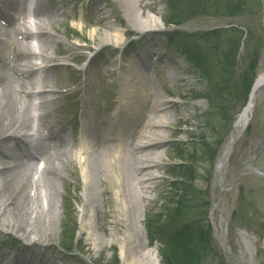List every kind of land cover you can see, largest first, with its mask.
<instances>
[{
	"label": "bare ground",
	"instance_id": "6f19581e",
	"mask_svg": "<svg viewBox=\"0 0 264 264\" xmlns=\"http://www.w3.org/2000/svg\"><path fill=\"white\" fill-rule=\"evenodd\" d=\"M145 1L122 0L121 3L126 12L128 30L141 33L143 42L150 45L146 46L143 55L141 52V57H135V60L120 67L119 92L116 82L109 85L118 102H109L102 111L100 104L87 99L91 93L89 80L84 82L78 78V71H75L73 85L63 92L71 99L79 98L74 101V105L81 108L82 118L78 120L75 113L65 112L63 107H59L60 98H52L57 89L53 87L52 64H46L67 56L60 50H52L53 45L59 43L50 26L58 22L60 15L67 18L69 14H60L63 6H56L54 0H0V21H4L5 25L1 27L0 24V146L4 149L0 150V231H23L28 236L49 237L48 231L60 220V209L64 204L68 205L66 200L63 201L64 188L58 183L63 185L69 177L72 166L65 158L70 155L68 157L77 166L80 191L85 202L81 206V232H85L93 250L98 252L116 246L123 264H160L156 249L148 247L142 223L149 183L156 179L151 170L158 167L162 158L157 149L165 143L164 134L169 132V125L176 123V112L170 111H175L177 103L161 96L155 77L147 74L150 67L147 62L151 55H156L158 48L155 37H147L152 33L150 29L159 26V22L142 11L138 12L146 9L154 11V6ZM30 3L33 5L31 14L27 11ZM1 4L7 5L5 9L1 8ZM9 11L16 12L15 17L5 19ZM156 11L158 16L163 14L162 9ZM103 27V33L98 29L90 32L91 41L97 42V48L107 44L115 47L123 45L126 36L124 28L107 21ZM3 47H7V51ZM66 49L72 61L81 62L84 59L83 56H73L74 47ZM38 61H42L41 64ZM165 64L167 66V62ZM174 72L168 75L172 83L179 80ZM83 74H91V69L87 68ZM110 74L114 75L110 72L106 75ZM263 86L264 73H261L247 105L234 122L231 137L219 155L217 173L221 178L236 144L234 141L242 137L251 118L257 92ZM34 96L41 99L39 108L43 113L39 116L33 114L37 110L31 104ZM55 104L58 105L53 107ZM58 113H63L64 117ZM35 120L36 137L32 139L21 132L31 128L29 121ZM141 120L143 125L139 131ZM10 127L12 130L9 131ZM2 155L7 162H2ZM36 163H44L42 169L40 164L33 168ZM24 180H30L32 185L31 192L24 194L29 202L26 211L19 207L22 192L25 193V185L20 187ZM104 181H108L113 191V223L123 226L120 230L113 227L109 234L100 233L98 224L97 207L105 192ZM14 182L15 187L9 190L10 183L14 185ZM221 188H224L223 183ZM214 205L212 216L219 213L218 205ZM219 220V227H215L220 242L225 244L223 230L226 223L222 215ZM241 261L238 259V264ZM4 264L31 263L13 256Z\"/></svg>",
	"mask_w": 264,
	"mask_h": 264
},
{
	"label": "rangeland",
	"instance_id": "374dc122",
	"mask_svg": "<svg viewBox=\"0 0 264 264\" xmlns=\"http://www.w3.org/2000/svg\"><path fill=\"white\" fill-rule=\"evenodd\" d=\"M260 1L261 8L255 7L246 16L236 18L203 16L187 19L181 25L176 26L165 25V19L170 20L166 0L145 1L153 5L156 10L162 9L161 16H158V11L155 12V9L154 11L147 9L138 11L144 12L159 22V26L150 29L152 33H149L147 37H155L158 43L156 55H151L147 62V66H150L147 74L155 77V84L161 96L177 103L175 111H170L176 112V123L169 125V132L164 134L165 143L157 149V153L161 154L162 158L158 167L151 170L156 179L149 183L145 217L142 223L148 247L156 249L158 258L162 244L153 239L150 224L155 225L160 215L164 214L166 202L176 199L173 197L176 195L173 184H181L178 175L183 169L186 171L185 168L179 167L184 160H188V157H193V167L191 166L194 169L193 183L197 189L209 193L204 218L212 229L213 251L210 258L208 257L207 264H238L226 255L218 239L215 226L219 227L221 215L227 223L226 240L232 253L242 257L248 263L264 264V86L257 92L249 123L242 137L235 144L227 163L223 189L215 184L216 169L210 172L211 162L204 154L208 151L205 148H214L221 144L215 156L216 166L223 146L231 136L234 122L246 106L247 102L239 94V77L241 72L250 65L252 55L257 51L260 42L264 41V0ZM54 2L56 6H63L60 14L67 12L69 16L65 18L60 15L58 22L50 26L55 40L59 43H55L52 50H60L62 54L67 55L46 62V64L55 65L51 70L53 87L57 89L53 98H60L59 107H63L65 112L75 113L78 120H81V108L74 105V101L79 98L71 99L63 95L65 89L73 85L76 79L75 71L79 72L78 78L82 81L89 80L91 93L87 99L100 104L101 110L104 111L103 109L108 106L109 102L110 104L111 102L117 103L119 100L109 85L114 81L117 84V92L121 89L120 67L135 60V57H141V52L143 55L146 46L150 44L143 42L144 38L141 33L136 34L128 30L129 27L125 22L126 12L121 6L122 0H54ZM106 21L124 28L126 36L122 46L115 47L107 44L97 48V42L91 41V30L98 29L103 33ZM232 26L243 27L246 32H251L252 37L250 40H244L241 47L237 80L232 86L230 97L226 95L220 97L217 95L219 90L216 87L209 88L193 65L188 63L187 59L182 58L183 49L190 43L184 35ZM32 44L34 45V42ZM203 44L207 46V43ZM69 46L74 47V57L83 56L84 59L81 62L70 59V54L66 51ZM2 49L7 51V47ZM32 49L36 50L34 47ZM38 62L41 64L42 61ZM172 67L176 68L175 72ZM87 68L91 69V74H83ZM108 72L114 75L107 76ZM173 72L177 73L179 78L175 83L168 79V75ZM261 73H264V49L261 52L256 79ZM235 111L238 115L236 113L237 116L235 115L232 123L228 124L226 119ZM41 113L42 111H34V114ZM58 114L64 117L63 113ZM29 125L32 126V121H29ZM142 125L141 120L139 131L142 130ZM10 130H12L11 127ZM23 130L25 131L26 128ZM68 156L65 160L69 166L71 164L72 170L68 172L69 177L63 185L58 183L59 187L64 188L63 201L66 200L65 203H68L60 209V220L53 224L52 230L48 231L49 237L28 236L23 231L22 233L11 230L0 231V264H4L6 259L13 256L31 264H123L116 246L95 252L87 241L85 232H81V206L85 202L82 191H80L77 166ZM1 158L2 162L8 161L3 155ZM36 164L33 168H37L40 164L39 168L42 169L44 165V163ZM8 174L10 172L6 173L3 178ZM145 174L147 173L143 175ZM102 183L106 188L101 195V203L99 202L100 205L97 207L99 232L109 234L113 227L120 230L123 226L113 223V191L108 181ZM23 185H25V193L22 192L19 207L26 211L25 208H28L29 202L26 201L25 195L32 190L31 181L24 180L19 186L23 188ZM12 186L15 187V182L14 185L10 183L9 190ZM214 204L218 205L219 213L212 216Z\"/></svg>",
	"mask_w": 264,
	"mask_h": 264
},
{
	"label": "trees",
	"instance_id": "16d2710c",
	"mask_svg": "<svg viewBox=\"0 0 264 264\" xmlns=\"http://www.w3.org/2000/svg\"><path fill=\"white\" fill-rule=\"evenodd\" d=\"M166 4L171 13L170 20L166 19V23L174 26L181 25L187 19L203 16L225 18L246 16L255 7L261 8L260 0H166ZM184 37L190 43L185 46L182 54L193 65L200 78L209 88L216 87L219 90L218 96L230 97L232 86L237 80L240 50L244 40L251 39V32H246L240 26H232ZM203 43H207V46ZM260 43L252 55L250 65L239 77V94L243 96L244 101L247 100L253 86L261 52L264 49V41ZM236 113L235 111L226 119L228 124L232 123ZM228 128L230 129V125ZM220 145L214 148L205 145L208 147L205 150L208 151L204 154L211 162L210 172L214 168L215 156ZM187 159L188 162L184 160L179 167L186 169L178 175L182 183L173 184L176 189V195L173 197L176 199L169 201L164 214L160 215L155 225L150 224L152 236L162 244L160 250L162 264H207L213 251L212 229L204 218L209 193L197 189L194 185L193 157Z\"/></svg>",
	"mask_w": 264,
	"mask_h": 264
},
{
	"label": "water",
	"instance_id": "95a60500",
	"mask_svg": "<svg viewBox=\"0 0 264 264\" xmlns=\"http://www.w3.org/2000/svg\"><path fill=\"white\" fill-rule=\"evenodd\" d=\"M236 141H237V139L234 141V143H235ZM219 177H220V176H219ZM219 177H216V178L219 179ZM221 180H222V179H221ZM221 180H219V181L221 182ZM224 249H225V253H226V255L229 256V257H232V259L235 260L236 257L230 253V250H229V248L227 247L226 244H225V246H224Z\"/></svg>",
	"mask_w": 264,
	"mask_h": 264
}]
</instances>
